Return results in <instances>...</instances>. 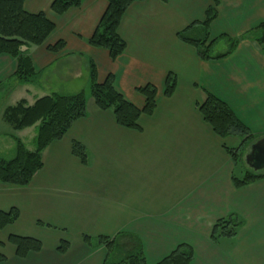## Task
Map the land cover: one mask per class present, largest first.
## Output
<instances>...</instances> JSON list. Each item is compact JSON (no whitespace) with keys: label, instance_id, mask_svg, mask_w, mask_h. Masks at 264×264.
Instances as JSON below:
<instances>
[{"label":"crops","instance_id":"crops-1","mask_svg":"<svg viewBox=\"0 0 264 264\" xmlns=\"http://www.w3.org/2000/svg\"><path fill=\"white\" fill-rule=\"evenodd\" d=\"M51 2L23 3L26 12H42L54 24L42 45L25 47L38 75L53 68L57 81L62 80L60 91L51 94L71 95L64 93L70 80L88 85L93 64L97 82L112 75L116 89L138 109L144 98L136 89L154 85L156 108L151 116H140V131L128 130L116 124L111 110H99L85 95L87 116L42 151V168L29 185L0 183V213L14 208L19 214L0 229V253L6 258L0 264H102L107 251L95 240L123 232L139 239L146 264L158 263L181 244L191 247V264H264V177L234 186V169L250 145L234 165L222 146L235 149L240 139L216 136L198 110L210 93L256 139L264 138L259 47L241 39L228 57L202 61L177 33L202 22L212 0H144L126 9L117 29L126 49L111 60L106 49L88 44L106 0H82L79 8L62 15L52 13ZM216 10L211 39H239L264 22V0H218ZM58 41L64 43L58 53L47 50ZM15 67L13 59L0 55V89L9 83L5 100L15 95L0 116L21 100L32 106L50 95L42 81L19 85L11 79ZM169 73L176 86L167 98L163 89ZM25 130L35 131L28 127L10 135ZM73 142L86 151V165L71 153ZM229 215L241 221L235 236L212 240V226ZM9 235L34 238L41 250L19 259ZM61 243H67L64 252L58 251Z\"/></svg>","mask_w":264,"mask_h":264},{"label":"trees","instance_id":"trees-1","mask_svg":"<svg viewBox=\"0 0 264 264\" xmlns=\"http://www.w3.org/2000/svg\"><path fill=\"white\" fill-rule=\"evenodd\" d=\"M25 1L0 0V55H6L14 60L16 67L11 79L19 85L34 84L38 77L25 52V47L42 45L46 41L45 38L54 30V24L42 12L33 14L26 12L23 7ZM136 1L144 0H106L107 7L88 44L91 47L106 49L111 60L120 56L126 48L124 41L117 34V29L126 9ZM81 2L82 0H52L50 9L54 15H62L70 8H79ZM217 2L218 0H212V5L206 9L204 20L185 27L177 33V39L183 44L190 45L202 61L228 57L241 39L255 43L264 55V22L239 39L229 38L226 35L211 39L209 27L217 16ZM219 43L224 44L226 49L223 52H214ZM63 46L64 43L58 41L55 45L48 46L47 50L58 53ZM164 81V96L170 98L176 86L175 76L169 73ZM88 84L89 94L95 106L101 111L111 110L116 124L124 129L140 131L138 125L140 116H151L156 108L157 93L152 84L136 89V92L144 98L141 109L128 102L116 89L112 75H108L103 82L98 83L93 64L89 67ZM198 110L216 136L222 140L229 136L240 139L235 149L222 146L234 165L237 164L242 159V150L254 143L256 137L238 120L227 104L210 93H206L204 100L198 105ZM86 116V96L83 91L71 95L52 93L37 99L32 106H27L26 101L21 100L14 106L5 108L2 121L12 130L34 127L36 134L32 140L34 145L32 151L18 137H12L13 156L11 158L0 156V183L13 186L29 185L34 174L42 168L40 156L42 151L50 146L51 142L60 141L75 121ZM71 153L82 165H86L87 154L82 145L73 142ZM263 177L264 171L255 173L247 170L243 177H233L232 182L235 187H242ZM18 217L19 214L14 208L7 213H0V229L12 224ZM240 224L239 218L233 215L217 220L211 228V239L216 241L217 238L234 237ZM8 240L14 246L15 255L19 259L41 250L40 242L34 238L9 235ZM84 242L90 245V239L86 237ZM95 243L104 246L107 251L102 264H146L139 239L129 233H119L112 238L100 236ZM66 245L67 243H61L58 251L64 252ZM5 259L0 253V263L5 262ZM192 259L191 247L181 244L156 264H191Z\"/></svg>","mask_w":264,"mask_h":264},{"label":"rangeland","instance_id":"rangeland-1","mask_svg":"<svg viewBox=\"0 0 264 264\" xmlns=\"http://www.w3.org/2000/svg\"><path fill=\"white\" fill-rule=\"evenodd\" d=\"M30 49H34V47L30 46ZM29 48H25V50H29ZM226 49L225 45L222 43H219V46L216 47L214 49V52H223ZM30 52V51H29ZM53 68H47V70L41 74H37V80L38 81H42L43 85L45 86V88L43 89V91L46 93L45 95L51 94V92H59V89H56L59 87V84L61 83V81H57L56 75L53 73ZM63 82H65L63 80ZM8 84H4L0 89V109L2 108V106H4V104H11V102H13V97H15V95H13V97H9L7 100H5L6 98V94L5 90L9 89L8 88ZM62 86H64L65 84H61ZM67 86H69L68 92H64V93H79V92H84V95H89V84L88 85H84L83 84V79L82 80H70L67 83ZM62 91V90H61ZM87 101V100H86ZM6 132L5 134H1L0 135V156L1 157H6V158H11L13 156V151H14V145H13V140H12V135H10L13 130L12 128L5 123L4 121H2V116H0V133ZM17 132V131H16ZM14 133V132H13ZM12 133V134H13ZM35 131H30V130H25L24 132H18L16 134V137H18L23 143L24 145H26V147L29 150H33L34 149V145L32 144V140L33 137L35 135ZM15 135V134H14ZM247 147H245V149L242 150L241 156H243V154H245ZM234 176L241 178V176H243V174L247 171L250 170L248 167H246L245 165V161L243 159L242 162H240L234 169Z\"/></svg>","mask_w":264,"mask_h":264},{"label":"water","instance_id":"water-1","mask_svg":"<svg viewBox=\"0 0 264 264\" xmlns=\"http://www.w3.org/2000/svg\"><path fill=\"white\" fill-rule=\"evenodd\" d=\"M249 147L244 156L246 167L255 173L264 171V138L257 139Z\"/></svg>","mask_w":264,"mask_h":264}]
</instances>
